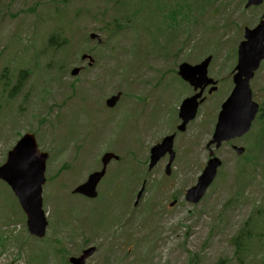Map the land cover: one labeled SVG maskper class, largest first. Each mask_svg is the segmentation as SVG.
I'll return each mask as SVG.
<instances>
[{"label": "rangeland", "instance_id": "374dc122", "mask_svg": "<svg viewBox=\"0 0 264 264\" xmlns=\"http://www.w3.org/2000/svg\"><path fill=\"white\" fill-rule=\"evenodd\" d=\"M245 1L0 0V78L5 67L13 78L16 69L28 70L13 98L12 85L0 90V166L26 133L49 155L44 239L27 233L17 200L0 181V264H27L40 250L57 254L47 264H62L87 247L96 252L86 264H237L230 239L254 220L255 210L262 212L256 228L264 234V158L256 168V159L248 161L257 135L263 136L264 118L251 136L235 141L246 155L236 156L226 143L214 150L221 167L199 204L186 203L183 195L208 158L205 145L233 87L243 28L264 19V5L245 10ZM53 31L67 40L55 53L45 50ZM90 34L103 43L88 39ZM84 53L93 66L80 60ZM208 56L209 75L219 88L201 106L187 148L180 142L190 151L188 161L180 160L174 178L158 169L148 172V150L167 135L170 111L187 94L180 83V93L167 89L176 78L171 65H194ZM78 67L82 71L72 77ZM250 89L264 108V60ZM118 92L115 109H106L105 100ZM107 152L119 160L108 165L99 197L74 196ZM246 170L238 198L237 176ZM143 182L145 191L134 206ZM170 197L181 205L168 209ZM245 264H264V238L252 243Z\"/></svg>", "mask_w": 264, "mask_h": 264}, {"label": "water", "instance_id": "95a60500", "mask_svg": "<svg viewBox=\"0 0 264 264\" xmlns=\"http://www.w3.org/2000/svg\"><path fill=\"white\" fill-rule=\"evenodd\" d=\"M264 3V0H247L245 8L256 7ZM96 39L95 35L90 36ZM244 39L238 48V61L235 70L237 73L233 77L234 88L223 103L218 115L214 129L212 141L219 147L221 142L234 138H239L247 133L251 123L258 112V105L252 101L249 89V80L258 69L260 62L264 59V21L261 20L254 29H244ZM87 56H82L86 59ZM91 61V59H89ZM208 57L195 67L182 64L179 67V76L188 82L194 90L200 89L195 96L185 99L179 107V118L182 120L181 128L195 117L199 103L197 101L202 96V90L213 82L207 79V67L210 62ZM79 69L71 71L72 76H76ZM216 88L210 89L209 93ZM120 98V94L111 97L106 101V105L112 108ZM171 137L165 138L159 145L150 151L149 169L157 163L167 151L171 149ZM208 145V146H209ZM237 154H241L243 149H236ZM48 158L46 153L39 151L34 136L25 134L7 153L6 160L0 166V181L6 183L13 194L18 198L20 206L26 215V226L28 233L38 239H42L46 234L47 221L42 210V186L45 184V163ZM112 160L118 157L111 153H105L101 159V170L88 176L87 180L77 186L72 194L80 195L87 199L97 197L96 187L105 175L106 167ZM220 162L211 159L198 179L197 185L186 194V200L196 204L203 197L207 187L211 184L216 174V169ZM143 188L139 191L136 202L142 195ZM95 248H88L82 251L78 257L69 258L70 264H85L87 258L92 256Z\"/></svg>", "mask_w": 264, "mask_h": 264}, {"label": "trees", "instance_id": "16d2710c", "mask_svg": "<svg viewBox=\"0 0 264 264\" xmlns=\"http://www.w3.org/2000/svg\"><path fill=\"white\" fill-rule=\"evenodd\" d=\"M24 74H26V71H20L18 78H17L18 85L23 82ZM263 118H264V113L262 110L258 121L263 120ZM263 149H264V133H263V136L259 134L257 135L254 141L253 149H251L253 151V156L251 159H249V161L256 159L257 165H255L254 167H258V165H260V163L262 162L264 158ZM244 177H246V173H239L237 176V180L239 182H242V179ZM243 184L244 182H242L238 186V190H237L239 194L238 198L243 197L242 192L244 191V189L241 188ZM261 215H262L261 211L255 210L253 213L254 220L252 219V217L246 220L244 224L240 227L237 234L233 238L230 239V243L234 247L233 258L237 264H245L246 256L251 249L252 243L259 242L262 238H264V234L260 231V229L256 228V222L258 220L257 216H261ZM261 223L264 225V220ZM62 251L64 252V249H62ZM56 256L57 254L54 253L53 251H51V254H49L44 250H40L39 254L36 257L34 258L30 257L29 264L30 262L32 264H47L48 263L47 261L49 258L58 260ZM65 257H66V254H65ZM62 264H67L65 258Z\"/></svg>", "mask_w": 264, "mask_h": 264}, {"label": "flooded vegetation", "instance_id": "af4514ba", "mask_svg": "<svg viewBox=\"0 0 264 264\" xmlns=\"http://www.w3.org/2000/svg\"><path fill=\"white\" fill-rule=\"evenodd\" d=\"M180 122L181 121L179 120L178 113H177V119L175 117H172V120L168 123V133L167 134L173 136V148L172 149L174 153V159L171 164V174L169 177L173 176V173H174L173 170L176 168V165L178 164L179 156L181 154L177 147H179L180 142L185 143L184 141L187 140V137L191 133L194 127V123H195V121L193 120L186 125L183 131H179L178 127L180 126ZM170 157H171L170 153H166L164 156H162L158 160V162L156 163V165L151 171L158 169L159 171L161 170L164 173L167 165L169 164ZM145 163H149V151H148V156L146 157ZM171 201L172 203H174V205L173 207L169 206V208L173 209L174 207H176L179 201L177 200H171Z\"/></svg>", "mask_w": 264, "mask_h": 264}]
</instances>
